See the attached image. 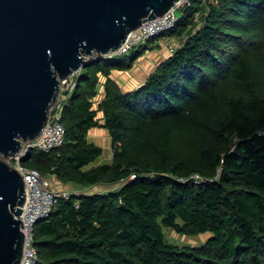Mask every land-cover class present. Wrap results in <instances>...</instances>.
Here are the masks:
<instances>
[{
    "label": "trees",
    "instance_id": "trees-1",
    "mask_svg": "<svg viewBox=\"0 0 264 264\" xmlns=\"http://www.w3.org/2000/svg\"><path fill=\"white\" fill-rule=\"evenodd\" d=\"M175 14L126 53L89 56L61 95L63 143L22 157L51 184L109 185L56 199L33 227L35 264H264V0H185ZM162 38L178 44L122 90L111 69ZM100 124L112 158L90 167ZM164 228L209 236L180 245Z\"/></svg>",
    "mask_w": 264,
    "mask_h": 264
},
{
    "label": "water",
    "instance_id": "water-1",
    "mask_svg": "<svg viewBox=\"0 0 264 264\" xmlns=\"http://www.w3.org/2000/svg\"><path fill=\"white\" fill-rule=\"evenodd\" d=\"M177 0H0V264H19L25 181L2 158L36 137L62 82Z\"/></svg>",
    "mask_w": 264,
    "mask_h": 264
},
{
    "label": "built area",
    "instance_id": "built-area-1",
    "mask_svg": "<svg viewBox=\"0 0 264 264\" xmlns=\"http://www.w3.org/2000/svg\"><path fill=\"white\" fill-rule=\"evenodd\" d=\"M176 5L161 15L143 21L136 30L131 31L127 35L125 40L117 48L108 54L126 53L137 41L145 40L171 27L177 19L175 14ZM170 40L168 38H162L158 42L160 44H163V42L169 44L172 52L177 44L173 43V45L172 42L170 43ZM72 75L73 73L62 82L65 85L64 88L69 90L75 84ZM61 95L62 92H59L56 100L52 104L48 120L42 131L36 137L24 140L17 152L9 154L8 156H2L22 174L25 181V201L22 205V212L18 215V218L23 222L21 229L24 232V247L19 264H35L37 251L32 244L35 222L49 212L58 197H68L70 195V190L68 189L52 187L51 179L38 169L26 167L21 163L24 154L32 147H38L47 151L63 143L65 126L61 122Z\"/></svg>",
    "mask_w": 264,
    "mask_h": 264
},
{
    "label": "crops",
    "instance_id": "crops-1",
    "mask_svg": "<svg viewBox=\"0 0 264 264\" xmlns=\"http://www.w3.org/2000/svg\"><path fill=\"white\" fill-rule=\"evenodd\" d=\"M169 52L158 45L154 48H150L144 52L141 56H139L133 65L130 68L120 69V68H112L110 72V76L119 84L122 90L127 91L133 89L140 84H142L148 75L156 68V66L167 56H169ZM105 76L101 75V80L98 85L99 88V98L104 96V81ZM100 122L103 123L102 113L99 114ZM88 138L90 141L95 142L97 145L103 148L108 149V153L106 154L107 162H109L112 158V142L111 137L109 134L108 129L103 125H98L90 128L88 133ZM106 146V147H105ZM103 154V152H102ZM101 156V155H100ZM100 156L95 160L96 163L91 164L90 167L97 166L98 164L102 163L100 160ZM94 161V162H95ZM98 184L94 185L97 186ZM107 185V184H106ZM109 186V185H107ZM55 187L63 188V189H70V190H88L91 187L83 188L76 183H62V182H55ZM96 190H101L97 188Z\"/></svg>",
    "mask_w": 264,
    "mask_h": 264
},
{
    "label": "rangeland",
    "instance_id": "rangeland-1",
    "mask_svg": "<svg viewBox=\"0 0 264 264\" xmlns=\"http://www.w3.org/2000/svg\"><path fill=\"white\" fill-rule=\"evenodd\" d=\"M184 1L185 0H180L179 3L176 5V7L179 6V5H182ZM177 12H178V10H177ZM171 42H172V44L173 43L178 44V41H177L176 38L175 39L172 38L170 40V43ZM161 46L162 47H165V49L169 53L171 52V49H170L169 44H165L163 42V44H161ZM64 87H65V85L63 83L61 85L60 92H62V93L64 92V90L66 89ZM107 153H108V149L107 148H104L103 154H101V156H100V160H102V163L103 162H107V158H106V154ZM94 163H96V161L95 162H92V164H94ZM90 166H91V164H90ZM55 182L56 181H53L52 180V185L55 186ZM97 188H100L101 190H105V189L108 188V186L106 184H98L97 186H91V189H97ZM68 190H70V189H68ZM164 231H165V234H166V238L169 241L174 242V243H178L180 245H183V244L199 245L202 242H204L207 239V237L209 236V233L208 232L198 233V234H185V233L178 232V231H176L175 229H172V228H164Z\"/></svg>",
    "mask_w": 264,
    "mask_h": 264
},
{
    "label": "bare ground",
    "instance_id": "bare-ground-1",
    "mask_svg": "<svg viewBox=\"0 0 264 264\" xmlns=\"http://www.w3.org/2000/svg\"><path fill=\"white\" fill-rule=\"evenodd\" d=\"M179 1H180V0H177L176 2L178 3ZM177 3H176V4H177ZM176 4H175V5H176ZM175 5H174V6H175ZM162 14H163V13H162ZM160 15H161V14H160ZM147 20H149V19H147ZM145 21H146V20H145ZM141 24H142V23H140V25H141ZM140 25H139V26H140ZM139 26H138V27H139ZM138 27L134 28V29L131 30V31L136 30ZM23 141H24V140H23ZM23 141H21V144H22ZM2 158H3V157H2ZM3 159H4V158H3ZM4 160H5V159H4ZM5 161H6V160H5Z\"/></svg>",
    "mask_w": 264,
    "mask_h": 264
}]
</instances>
